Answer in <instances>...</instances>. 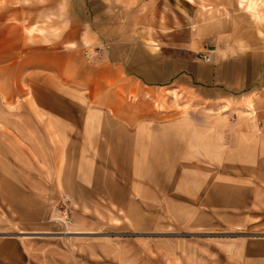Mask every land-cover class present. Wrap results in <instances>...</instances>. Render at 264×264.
<instances>
[{"label": "rangeland", "instance_id": "374dc122", "mask_svg": "<svg viewBox=\"0 0 264 264\" xmlns=\"http://www.w3.org/2000/svg\"><path fill=\"white\" fill-rule=\"evenodd\" d=\"M62 1L63 13L53 14ZM174 1L239 54L253 85L230 99L171 84L130 90L109 52L116 37L121 51L133 45L139 17L130 0H0V78L10 89L0 95V240L19 264H162L190 255L192 245L216 256L223 240L262 232L226 218L201 231L185 219L187 202L217 179L248 178L264 191V18L237 0ZM210 53L199 51L204 60ZM178 117L207 134H178ZM140 125L154 140L166 129L167 151L135 159ZM255 200L264 227V196ZM65 228L72 233L58 231Z\"/></svg>", "mask_w": 264, "mask_h": 264}, {"label": "crops", "instance_id": "0c3cea01", "mask_svg": "<svg viewBox=\"0 0 264 264\" xmlns=\"http://www.w3.org/2000/svg\"><path fill=\"white\" fill-rule=\"evenodd\" d=\"M257 3H259L258 0H237V6L240 9L247 10V12L257 17L260 22L261 19L258 13L254 12ZM127 4V6L138 9L139 21L135 24L136 28L134 29L137 34L133 36L134 32L131 33V40H134V42L132 41L133 45L131 48L128 45L121 51L122 43L119 42L122 39L116 37L114 47L109 52L115 60L112 68L117 69L119 80L121 79L130 86L128 89L133 90L135 88L131 87L133 83L141 86L142 89H147V91L155 87L165 86V84H171L179 90L203 92L205 97L211 99L217 97L230 99L253 85L254 77L248 75L249 71L252 73L249 65L244 66L242 64L243 59L239 54L237 56V54L228 53L222 49L216 31L213 29L207 31L204 26L195 21L188 11V6L178 4L174 0H130ZM58 6L56 11H51L53 14H62L65 2H60ZM250 9H253V12ZM263 11L264 9L261 15L264 18ZM97 18H99V15L96 16V19L93 16L92 21L97 30H101L99 23L96 26V23L99 22ZM79 25L80 23L77 21V26ZM37 28L38 26L35 23L32 26H26L30 35H33ZM62 35L65 38L73 36L72 33H67V31H64ZM86 38L89 40L88 36ZM125 40L128 41V39ZM150 43L155 44V46L151 47ZM201 49L210 50L211 57L209 60L200 57L199 51ZM237 57H240V63ZM89 91L91 90L89 89ZM9 92L8 82L2 81L0 78V95L6 99ZM110 106V110L114 113L116 109L112 104ZM190 120L178 117L176 122L171 125H174L178 134L186 133L190 127L193 128L192 131L194 132L198 129L203 131V129L193 126ZM144 128V125H140L136 132L137 136L134 137L138 141L134 140L137 144L134 142L136 146L133 145V153L139 151L136 152L135 159L140 156L146 158L148 152L151 151H156V153L167 151L170 137L166 129L162 131L163 138H161V141V139L154 140L155 132ZM203 132L206 133L205 130ZM132 137L130 136V140ZM215 137L218 139V136ZM215 137L211 136L213 140ZM197 140H204V138L199 136ZM127 143L131 144L130 141H127ZM161 156L162 153L154 156V158L159 160ZM255 161L258 162V157ZM259 161L261 163L258 165L262 168L261 172L264 177L262 155H259ZM139 168L135 164L134 170H131L133 173H137ZM245 173L247 174V171ZM147 174L152 177L154 172H152V175L150 172H147ZM246 177L247 175H245ZM218 178L220 177L218 176ZM222 179H217V182L213 183L215 184L212 185L213 187L205 189L203 191L204 196L187 202L188 206H185L192 213L191 216L185 219V223L202 231L204 228L213 229V224L216 221L219 219L225 220L226 218L232 224L240 221L248 226H260L255 228L262 232L258 235L251 234L248 239L223 240L216 256L204 253L199 255L197 253L198 246L192 245L193 252L190 255L186 254L185 257L181 256L178 259L171 254L170 262L162 264H264V227L261 225V220L256 219L261 214L255 210V199L264 196V191L257 188L258 185L248 180V178L246 181L242 180L238 183H233L234 180L229 182L225 181L226 179L222 181ZM208 192L211 194L208 195ZM261 212L264 214V211ZM67 229L69 228L58 231L63 232ZM20 232L28 233L31 231L20 230ZM6 242V240H0V264H19L17 257L13 256L12 246H9L10 249H6ZM194 249L196 250L194 251Z\"/></svg>", "mask_w": 264, "mask_h": 264}, {"label": "bare ground", "instance_id": "6f19581e", "mask_svg": "<svg viewBox=\"0 0 264 264\" xmlns=\"http://www.w3.org/2000/svg\"><path fill=\"white\" fill-rule=\"evenodd\" d=\"M261 3H262V2H261ZM261 3H257V4H256V9H257V12H258V15H259V18H260V19L263 18V15H261V13H262V12H261L262 7H260V4H261ZM262 6H263V5H262ZM67 220H68V219H65L64 221H67ZM68 221H69V220H68ZM68 221H67V222H68ZM65 232H66V233H72V232H70V231H68V230L65 231ZM22 233L25 234V232H22Z\"/></svg>", "mask_w": 264, "mask_h": 264}, {"label": "built area", "instance_id": "2783aa9c", "mask_svg": "<svg viewBox=\"0 0 264 264\" xmlns=\"http://www.w3.org/2000/svg\"><path fill=\"white\" fill-rule=\"evenodd\" d=\"M204 57H205V59H210V56H208V55H204Z\"/></svg>", "mask_w": 264, "mask_h": 264}]
</instances>
